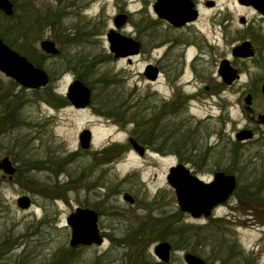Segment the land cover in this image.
<instances>
[{
	"label": "rangeland",
	"instance_id": "obj_1",
	"mask_svg": "<svg viewBox=\"0 0 264 264\" xmlns=\"http://www.w3.org/2000/svg\"><path fill=\"white\" fill-rule=\"evenodd\" d=\"M9 2L15 10L0 11L1 38L49 82L27 90L0 73V158L18 170L11 180L0 171V264H164L153 254L160 242L171 246L168 264H185L186 253L206 264H264V191L245 187L250 174L264 172V158L248 156L264 155V144L232 145L237 114L229 99L201 96L159 109L160 96L138 79L144 62L128 64L107 49L114 0ZM46 40L57 55L40 49ZM73 81L91 90L85 108L65 98ZM83 130L92 136L88 150L79 146ZM129 140L145 149L143 157ZM177 164L204 182L216 172L233 176L235 192L211 217L191 218L166 183ZM21 196L29 209L17 208ZM78 208L98 214L102 245L69 246L65 218Z\"/></svg>",
	"mask_w": 264,
	"mask_h": 264
},
{
	"label": "flooded vegetation",
	"instance_id": "obj_2",
	"mask_svg": "<svg viewBox=\"0 0 264 264\" xmlns=\"http://www.w3.org/2000/svg\"><path fill=\"white\" fill-rule=\"evenodd\" d=\"M114 7L105 42L109 48V33L132 40L135 53L118 59L144 62L138 79L160 96L159 109L201 96L227 97L237 114L230 120L232 145L263 146L264 0H114ZM247 181V190L264 191V172Z\"/></svg>",
	"mask_w": 264,
	"mask_h": 264
},
{
	"label": "water",
	"instance_id": "obj_3",
	"mask_svg": "<svg viewBox=\"0 0 264 264\" xmlns=\"http://www.w3.org/2000/svg\"><path fill=\"white\" fill-rule=\"evenodd\" d=\"M0 11L7 16L13 15L14 7L9 0H0ZM110 44L109 50L115 58L128 57L135 53V48L130 40H123L116 34L109 33L106 38ZM0 40V72L6 77L12 78L17 84L29 89H39L44 87L48 81V76L39 68L30 64L27 59L16 52L10 50ZM43 53L57 55L59 52L54 43L43 41L40 44ZM89 88L83 83L75 81L67 90V99L74 108H83L88 105L90 92ZM90 134L85 130L79 134L80 147L84 150L90 146ZM133 149L139 155H142V148L134 141H130ZM0 170L9 176L15 173V168L6 158L0 160ZM166 177L167 183L174 190L176 203L181 212L189 214L194 219L199 217H208L210 211L218 204L224 203L232 194L235 188V179L233 176L222 172L213 174V180L210 183H204L197 177L190 174L188 169L179 165L171 168ZM124 200L132 203V199L124 196ZM20 209H27L30 201L27 197H21L16 200ZM97 215L88 209H76L66 219V224L70 228L69 246L72 248L78 246H90L92 244L100 245L102 238L98 233ZM171 247L167 242H160L153 248L154 257L160 262L168 263L170 260ZM185 264H205L201 257L189 255L183 256Z\"/></svg>",
	"mask_w": 264,
	"mask_h": 264
},
{
	"label": "trees",
	"instance_id": "obj_4",
	"mask_svg": "<svg viewBox=\"0 0 264 264\" xmlns=\"http://www.w3.org/2000/svg\"><path fill=\"white\" fill-rule=\"evenodd\" d=\"M0 37H2V36L0 35ZM2 40H3V39H2ZM4 42H5V41H4ZM26 57L28 58V60H29L31 63L33 62V64H35V66H37V65H36V62H34V61L32 60L31 57H30V58H29V56H26ZM37 67H38V66H37ZM213 222H215V220H214ZM60 257H61V258H62V257H65V254H61Z\"/></svg>",
	"mask_w": 264,
	"mask_h": 264
}]
</instances>
